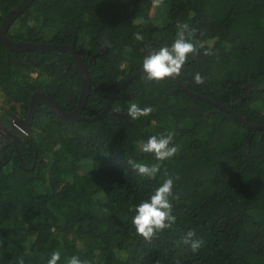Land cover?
<instances>
[{"label":"trees","instance_id":"obj_1","mask_svg":"<svg viewBox=\"0 0 264 264\" xmlns=\"http://www.w3.org/2000/svg\"><path fill=\"white\" fill-rule=\"evenodd\" d=\"M20 1L0 0V24ZM152 6L153 0H32L6 34L72 43L90 75L81 114L93 116L142 67L147 49L170 47L177 22H186L204 47L197 45L177 78L264 124V0H162L156 20ZM208 48L215 55L205 56ZM196 73L203 84L194 82ZM80 85L68 50L15 51L0 41V107L25 115L38 89L68 111ZM132 103L153 111L133 120ZM169 131L178 154L160 162L155 178L138 175L129 161L157 163L141 142ZM165 170L179 176V198L171 201L176 221L148 242L132 224L134 206L150 197ZM189 230L203 241L195 253L183 243ZM53 251L61 253L58 264L72 256L88 264H264V128L188 95L172 78L148 81L143 71L94 120L67 122L40 104L30 134L0 149V264H47Z\"/></svg>","mask_w":264,"mask_h":264},{"label":"clouds","instance_id":"obj_2","mask_svg":"<svg viewBox=\"0 0 264 264\" xmlns=\"http://www.w3.org/2000/svg\"><path fill=\"white\" fill-rule=\"evenodd\" d=\"M162 2V0H158ZM176 38L171 46H164L158 50H151L143 59L142 69L146 80L160 81L165 78L177 77L180 75L183 66L190 55L196 54L199 48H203V43L196 42L197 30L190 27L186 22H177ZM134 38L142 41L143 36L135 33ZM205 56L215 55L211 48L205 49ZM196 84H203L204 78L196 73L194 75ZM153 109L150 106L141 108L136 103L130 104L127 115L136 120L142 116H148ZM174 132H167L159 136L152 135L146 141L141 142L140 150L144 153L152 154L157 163L148 164L144 162H131L132 169L141 176L155 178L160 172L161 163L178 154L180 146L173 143ZM165 179L156 187L148 199L142 200L134 206L135 215L132 217V224L136 233L143 237L145 241L151 242L154 237L165 229L171 228L176 221V216L172 214L173 206L171 201L178 199L179 195L173 193L174 182L179 176L171 177L167 171L164 172ZM195 232L189 230L183 238V243L191 247L193 253L197 252L203 245L202 240L193 239ZM61 259L59 251H53L47 264H58ZM23 264V261H20ZM66 264H88V261L81 260L77 256L67 259ZM158 264V262H157ZM176 264H180L177 259Z\"/></svg>","mask_w":264,"mask_h":264},{"label":"water","instance_id":"obj_3","mask_svg":"<svg viewBox=\"0 0 264 264\" xmlns=\"http://www.w3.org/2000/svg\"><path fill=\"white\" fill-rule=\"evenodd\" d=\"M32 0H21L18 4H16L14 7L10 8L8 12L5 14L1 24H0V41L5 44L8 48L15 50V51H22L26 49H41V50H68L71 52L73 59H74V66L79 71L81 76V85H80V92L78 96V101L76 106L71 110H64L59 103L58 100L50 96L49 94L45 93L42 90L35 89L29 99V109L28 114L25 118V121L27 123H30V119L33 116L34 111L37 109V107L40 104H43L47 106L56 116L62 118L63 120L67 122H72L74 120L78 119H84V120H94L96 118L101 117L106 112L109 111L110 108V101L112 98L115 97L116 91L122 87L123 85L130 82L136 75H138L141 71H143L142 67L138 70L133 71L132 73L128 74L121 80L111 91L107 99L105 100V103L103 104L102 110L93 116H85L81 114V110L84 106L85 100L87 98V95L89 93V87H90V75L88 72V66L85 62L84 58L81 56L79 51L75 48V46L72 43H54V42H45V41H26V40H12L9 36L6 34V30L10 23L13 21V19L20 14L27 5ZM100 51H103V48L100 47V49L96 52L99 53ZM150 50L147 49V54H149ZM96 54H92L89 57V60L95 57ZM173 80L176 81L178 86L183 89L188 95L195 96L198 98H201L203 100L212 102L217 107L223 108L229 112H231L234 116H236L242 123H244L247 127L251 128H264V124L261 123H251L248 118L245 115H241L237 112H234L231 108L227 107L224 103L213 100L209 98L206 95H202L199 93H195L191 91L185 83H183L181 80H179L177 77H171ZM111 114L117 115L121 114L122 112H118L115 110L110 111Z\"/></svg>","mask_w":264,"mask_h":264},{"label":"flooded vegetation","instance_id":"obj_4","mask_svg":"<svg viewBox=\"0 0 264 264\" xmlns=\"http://www.w3.org/2000/svg\"><path fill=\"white\" fill-rule=\"evenodd\" d=\"M27 114L28 110L24 115L21 112L10 110L7 107H0V149H2L4 145L14 144L16 140L25 139L30 134L33 116L30 119V123H27L25 121ZM34 163L35 161L32 162V165Z\"/></svg>","mask_w":264,"mask_h":264},{"label":"rangeland","instance_id":"obj_5","mask_svg":"<svg viewBox=\"0 0 264 264\" xmlns=\"http://www.w3.org/2000/svg\"><path fill=\"white\" fill-rule=\"evenodd\" d=\"M159 3L160 2H158V0H153V6L151 8V18L154 19V20H156L157 17H158L157 7H158Z\"/></svg>","mask_w":264,"mask_h":264},{"label":"bare ground","instance_id":"obj_6","mask_svg":"<svg viewBox=\"0 0 264 264\" xmlns=\"http://www.w3.org/2000/svg\"><path fill=\"white\" fill-rule=\"evenodd\" d=\"M51 51V50H50Z\"/></svg>","mask_w":264,"mask_h":264}]
</instances>
